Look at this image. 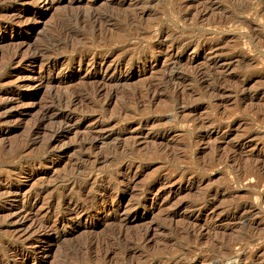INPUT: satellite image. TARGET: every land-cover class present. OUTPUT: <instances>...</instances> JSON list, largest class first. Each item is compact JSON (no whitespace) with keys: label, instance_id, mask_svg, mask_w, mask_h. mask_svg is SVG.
Returning <instances> with one entry per match:
<instances>
[{"label":"rangeland","instance_id":"374dc122","mask_svg":"<svg viewBox=\"0 0 264 264\" xmlns=\"http://www.w3.org/2000/svg\"><path fill=\"white\" fill-rule=\"evenodd\" d=\"M5 12L33 29L0 28V264H264V0H0ZM95 48L110 66L97 77ZM102 76L69 106L49 98ZM148 83L154 98L135 103ZM71 196L87 206L72 219ZM87 236L97 245L76 251Z\"/></svg>","mask_w":264,"mask_h":264},{"label":"bare ground","instance_id":"6f19581e","mask_svg":"<svg viewBox=\"0 0 264 264\" xmlns=\"http://www.w3.org/2000/svg\"><path fill=\"white\" fill-rule=\"evenodd\" d=\"M16 1V0H15ZM58 1H60V0H40V2H41V4H42V7H44L45 9H50L53 5H55L56 3H58ZM22 2V1H21ZM7 4V3H6ZM10 4V3H9ZM6 13V15L7 16H10L11 17V13L8 15V13L7 12H5ZM15 14V13H14ZM13 15V14H12ZM17 15V14H16ZM90 15V14H89ZM98 15V14H97ZM20 16V15H19ZM18 17V16H17ZM12 18V19H11ZM10 18V20H9V22L7 23V24H5V23H2V21H1V23H0V28H10L11 30H15V31H17L18 32V34L20 35L21 34V36H22V34L23 33H25V32H27L28 30L29 31H31L32 29H33V26L30 24V23H25L23 26H19L17 29H16V27L14 26V23L15 22H17L18 21V19H17V21L15 20H13V17H11ZM34 18V21L36 20V17H32V19ZM7 19V18H6ZM4 20V19H3ZM30 20H31V18H30ZM19 21H20V19H19ZM37 21V20H36ZM89 21L91 22V24H93V26L95 27L96 26V24H98L99 22H102V19H101V17H98V16H96V15H90V19H89ZM33 22V21H32ZM23 24V23H22ZM15 27V28H14ZM101 27V26H100ZM96 30V29H95ZM160 30V29H159ZM2 32V31H1ZM160 32V31H159ZM161 33V32H160ZM159 33V34H160ZM17 34V33H16ZM59 34V33H58ZM156 34V33H155ZM162 35V34H161ZM69 37V36H68ZM93 37V36H92ZM65 39V38H64ZM67 40V39H66ZM100 40V39H99ZM98 40V41H99ZM53 41V40H52ZM180 41V40H179ZM105 42V41H104ZM182 42V41H181ZM189 42V41H188ZM14 43H15V41H14ZM16 43H17V41H16ZM53 43V42H52ZM51 43V44H52ZM108 43V42H107ZM106 43V44H107ZM18 44V43H17ZM105 44V43H104ZM103 44V45H104ZM105 44V45H106ZM181 44V43H180ZM22 45V44H21ZM54 45H56V44H54ZM16 46V45H15ZM99 46H100V44H99ZM179 46V45H178ZM36 47V46H35ZM43 47V46H42ZM15 48V47H14ZM18 48V47H17ZM104 48V47H103ZM46 49V47L44 48V50ZM96 49L97 48H95V51L94 52H92V57H91V59L92 60H90L91 61V65H94L95 66V71H93L92 72V75L91 76H93V77H97V76H99L100 74V72H106L107 71V69L108 68H110V66L108 65V66H106L105 68H104V65H103V61L101 60L100 62L98 61H96V57H98L99 56V54H100V52H98V51H96ZM99 49V48H98ZM97 49V50H98ZM102 49V48H101ZM35 50H37V49H35ZM34 50V54L35 55H38L37 54V52ZM43 50V51H44ZM16 51V50H15ZM18 51V50H17ZM42 50H39L38 51V53H40ZM46 51V50H45ZM75 51V50H74ZM73 51V52H74ZM87 51V50H86ZM19 52V51H18ZM53 52V51H52ZM85 52V51H84ZM44 53V52H43ZM46 53V52H45ZM12 54V53H11ZM32 55V54H31ZM48 55V54H47ZM68 55V54H67ZM100 55H102V54H100ZM39 56V55H38ZM76 56H78V63L79 64H83V63H85V60H86V54H80V53H78V52H76L75 54L74 53H72V57H73V59H74V57H76ZM13 57V56H12ZM48 58V57H47ZM89 58V57H88ZM45 60V59H44ZM56 60V59H55ZM55 60H53V59H49V60H47L46 62H44V64L43 65H45L44 67H45V69H48V72L49 71H51V70H53V68L55 67V65L57 64L56 63V61ZM87 61V60H86ZM171 62V61H170ZM87 63H89V62H87ZM214 63V62H213ZM42 65V64H41ZM42 65V66H43ZM40 67V66H39ZM44 67H43V69H44ZM42 69V70H43ZM205 70H207V71H198L199 72V74H198V76H200L201 78H202V80H203V82H206V79H205V76L207 75V73H208V75H212L213 76V82L208 86V89H210V91L212 90V91H214V90H217V91H219V90H221V84H220V82L222 81V76H220L221 74H219V72H212L211 70H209V69H205ZM76 71V70H75ZM173 71H175V70H170V72L172 73ZM114 72H120V68L119 67H116V66H114L113 67V73ZM196 72V71H195ZM194 72V73H195ZM205 72H207L206 73V75L204 76V74H205ZM45 73V72H44ZM112 73V72H111ZM169 73V72H168ZM48 75V74H47ZM172 75V74H171ZM46 76V75H45ZM43 74H41V73H39V76H38V78L37 79H39V84L40 85H42L43 83H44V85H47V84H49V82H50V78H48L47 76L45 77ZM166 76V75H165ZM176 76V75H175ZM195 76H196V74H195ZM161 77V76H160ZM164 77V76H163ZM167 77V76H166ZM165 78V77H164ZM100 79H102V82L100 83V81L101 80H97V79H95L94 80V82H96V84H94V83H92V84H94V85H92L90 88H88V89H84V91L83 90H80V91H74V90H69V92H67L66 93V95H62V94H64L63 92H62V94L60 93V95L58 94V95H56L55 94V92L54 93H52L50 96H49V98H50V100H54V99H56L57 100V102L56 103H58L59 105H62V103L64 102L65 103V106H69L70 104H72V102L74 101V100H76L77 98H79L81 95H83L84 93H87V95H88V93H92V94H96V93H99L101 90H102V84H104L105 83V80L107 79L106 78V76H102ZM168 79H170V78H168ZM211 79V78H210ZM97 80V81H96ZM161 80H163L162 78H161ZM160 80V81H161ZM201 80V81H202ZM107 81V80H106ZM166 81V80H165ZM88 82V81H87ZM169 82H170V80H169ZM107 83L108 82H106L105 83V85H107ZM156 84V83H155ZM51 85V84H50ZM57 85V84H56ZM67 85V84H66ZM104 85V86H105ZM48 86V85H47ZM51 87V86H50ZM87 87V86H86ZM48 88V87H47ZM155 88H156V86H155ZM155 88L153 87V84H150V83H148L147 85H145L142 89H140L139 91H137L133 96H134V101H136L135 103H139V102H141L142 101V99L143 98H154V97H152V95L154 94L153 92H156V90H155ZM62 89V88H61ZM46 91V90H45ZM68 91V90H67ZM58 92V91H57ZM214 94V93H213ZM90 97H91V95H89ZM94 96V95H93ZM85 97V96H84ZM95 97V96H94ZM93 97V98H94ZM92 98V97H91ZM55 102V101H54ZM53 103V102H52ZM66 109H67V107H66ZM65 109V110H66ZM64 110V109H63ZM68 110V109H67ZM49 111H51V108L50 107H48V106H46V105H44V107L42 108V110L40 111V114H39V117H38V120H39V122L42 120V119H44V118H46V116H47V113L49 112ZM52 116H55V117H58V116H60L59 118H61V120H62V122L64 123V124H68V122L70 121V119L72 118V114L69 112V111H67V113L65 112H62L61 110H60V112L58 113V114H55V113H53L52 114ZM51 116V117H52ZM50 117V116H49ZM59 122H60V120H59ZM61 122V123H62ZM61 123H60V125H61ZM68 126V125H67ZM66 127V126H65ZM70 127V126H69ZM61 128H63V126H61ZM57 130V129H56ZM93 138H95V137H90L89 138V141H87L88 142V144L89 143H91L92 142V140H93ZM96 139V138H95ZM86 142V143H87ZM80 143V142H79ZM93 144V143H92ZM99 156V155H98ZM98 156H94L95 158H93V160L91 161V162H97V161H99L101 158H103V156L101 157H98ZM94 166V165H93ZM91 168V167H90ZM89 168V169H90ZM259 168V167H258ZM92 171V170H91ZM246 176V175H245ZM87 180V179H86ZM85 181V180H84ZM87 182V181H86ZM83 183V182H82ZM79 185V184H78ZM77 186V185H76ZM40 191H33V192H31V193H29V194H27L26 195V201L27 200H30L32 197H37L38 195H40ZM25 197V196H24ZM69 201L72 203V205L73 206H67L68 208H67V211H66V215H69L67 218H70V219H72L73 218V216H72V214L74 213V212H76V213H79V212H81V211H84L86 208H87V206H86V204H85V202L84 201H80V199L79 200H76V198L74 199V197L72 198V196L69 198ZM68 201V202H69ZM68 204V203H67ZM90 205V204H89ZM112 232V234H113V232H115L114 230L113 231H111ZM191 230H186V234H188V235H191ZM193 234V233H192ZM113 236H117V234L115 233ZM112 236V237H113ZM120 237V236H119ZM119 239V238H118ZM122 239V238H121ZM117 240V239H116ZM121 240H119V242H120ZM97 240H94L92 237H85V240H83L82 242H80V244L78 245L77 244V247H74V249L76 250V251H82V250H88V249H90L91 247H93L94 245H97ZM99 244H101V243H99ZM83 252V251H82ZM81 252V253H82ZM227 254V253H226ZM228 255V257H229V254H227ZM213 264V263H212Z\"/></svg>","mask_w":264,"mask_h":264}]
</instances>
